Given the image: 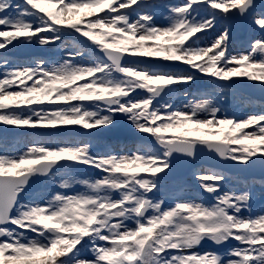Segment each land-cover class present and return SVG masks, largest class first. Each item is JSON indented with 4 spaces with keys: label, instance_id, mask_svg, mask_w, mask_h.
<instances>
[{
    "label": "snow or ice",
    "instance_id": "1",
    "mask_svg": "<svg viewBox=\"0 0 264 264\" xmlns=\"http://www.w3.org/2000/svg\"><path fill=\"white\" fill-rule=\"evenodd\" d=\"M0 50V264H264V0H0Z\"/></svg>",
    "mask_w": 264,
    "mask_h": 264
},
{
    "label": "rangeland",
    "instance_id": "2",
    "mask_svg": "<svg viewBox=\"0 0 264 264\" xmlns=\"http://www.w3.org/2000/svg\"><path fill=\"white\" fill-rule=\"evenodd\" d=\"M246 39H247L246 34L240 32V31H237V33L235 34L234 39H233L232 47L235 50H241L242 46H246V45H244V42L246 41ZM0 51H2V50H0ZM34 51L32 49H17V50H13L10 54L20 56V57L27 56V55H44L45 54L43 52L38 51L37 49H34ZM21 55H23V56H21ZM256 94H258V93L256 92ZM255 97L260 98L257 95ZM177 102H179V100H177ZM113 134H115V136H113V137L110 136ZM104 136L107 139L119 140L121 143L127 142L128 138H129L127 128L124 125H121L117 129L111 130L110 132L104 134Z\"/></svg>",
    "mask_w": 264,
    "mask_h": 264
},
{
    "label": "water",
    "instance_id": "3",
    "mask_svg": "<svg viewBox=\"0 0 264 264\" xmlns=\"http://www.w3.org/2000/svg\"><path fill=\"white\" fill-rule=\"evenodd\" d=\"M257 93H258V92H257ZM252 95H254V96H256V95H257L258 97H260V94H259V93H258V94H256V92H253V93H252Z\"/></svg>",
    "mask_w": 264,
    "mask_h": 264
}]
</instances>
